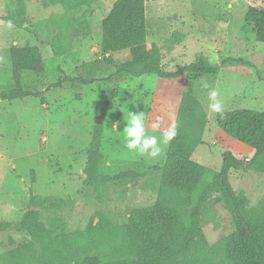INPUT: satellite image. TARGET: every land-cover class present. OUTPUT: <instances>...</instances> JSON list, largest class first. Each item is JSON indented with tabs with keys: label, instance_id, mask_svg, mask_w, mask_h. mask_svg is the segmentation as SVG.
I'll return each mask as SVG.
<instances>
[{
	"label": "rangeland",
	"instance_id": "obj_1",
	"mask_svg": "<svg viewBox=\"0 0 264 264\" xmlns=\"http://www.w3.org/2000/svg\"><path fill=\"white\" fill-rule=\"evenodd\" d=\"M114 1L90 0L76 7L67 0H0V91L12 86L11 47L36 46L44 59L43 73H22L23 89L39 95L0 100L4 104L0 105V264H37L46 259L44 242L34 239L21 224L33 209L40 212L50 234L57 235L84 230L96 222L97 212L121 224L132 211L159 200L161 172L153 166L164 165L168 146L155 160L130 152L124 143L125 119L129 111L143 112L149 133L157 116L162 117L161 130L176 123L186 79L155 74L133 78L116 71L127 61L107 58L100 46V23ZM249 6L264 10V0L145 2L147 44L155 42L161 48L166 70H177L199 55L212 64L227 56L251 63L226 66L212 77L213 82L209 79V88L201 85V79L193 82L199 95L194 98L204 101L199 102L204 130L202 144L191 157L217 171L224 152L249 161L254 150L219 131L216 113L208 108L204 95L215 89L223 110H264V42L257 41L245 23ZM70 19L71 26L83 29L81 34L62 26ZM55 40H59L57 46ZM58 48L63 52H54ZM110 54L131 57L128 49ZM99 57L110 65L99 77L98 87L64 80L54 85L66 74H77L75 67L80 63ZM112 72L111 80L104 79ZM41 100L47 101V109ZM196 116L188 122L200 123L202 119ZM96 124L102 134L99 170L109 177L97 187L86 181L88 147ZM229 180L236 192L244 194L249 208L259 203L264 206V172L243 166L231 169ZM32 195L37 196L34 203L30 202ZM231 231L230 214L213 194L200 209L195 245L181 264H232L225 242Z\"/></svg>",
	"mask_w": 264,
	"mask_h": 264
},
{
	"label": "trees",
	"instance_id": "obj_2",
	"mask_svg": "<svg viewBox=\"0 0 264 264\" xmlns=\"http://www.w3.org/2000/svg\"><path fill=\"white\" fill-rule=\"evenodd\" d=\"M89 1L67 0V4L80 7ZM146 1L115 0L101 20L100 46L107 58L110 53L125 49L131 53L130 60L116 70L118 73L133 77L155 74L159 78L171 79L184 76L191 81L203 75L214 76L226 65L251 66L242 57L227 56L219 65H215L206 56L199 55L193 62L177 70H166L162 64L161 48L155 42L149 46L147 44ZM244 19L255 39L264 42V10L249 6ZM61 24L65 28H73L77 34L83 31L82 28L71 26V19ZM57 42L59 40H55L53 45L57 46ZM58 51L63 52L60 48L54 49V52ZM9 56L12 86L0 91V100L11 101L39 95L40 92L23 89L22 73L44 72L40 49L30 45L13 46ZM105 65L104 60L86 62L77 68V74L59 78L54 85H61L63 80L91 84L98 80L96 71L103 73ZM114 74L112 72L111 75ZM180 101L176 120L178 134L168 145L164 165L153 166L154 170L161 172L157 203L132 211L121 224L114 223L105 213L97 212L96 222H90L84 230L57 235L50 234L40 220V212L33 209L31 216L22 219L21 224L34 239L44 242L47 257L37 264H181L188 259L195 245L200 209L213 194L216 202H220L230 214L232 231L225 235V242L231 263L264 264V206L259 203L249 208L244 194L236 192L229 180L230 170H238L243 166L264 172V110L235 108L223 110V118L219 113L215 115L217 126L227 137L254 150L249 161L224 152L221 169L217 171L191 157L194 149L203 141L204 112L199 100L184 93ZM196 115L202 119L200 123L188 122ZM101 138V126L96 124L86 160V181L96 187L109 178L99 170L103 155ZM36 197L32 195L30 202L34 203Z\"/></svg>",
	"mask_w": 264,
	"mask_h": 264
},
{
	"label": "clouds",
	"instance_id": "obj_3",
	"mask_svg": "<svg viewBox=\"0 0 264 264\" xmlns=\"http://www.w3.org/2000/svg\"><path fill=\"white\" fill-rule=\"evenodd\" d=\"M204 88H209L205 80H201ZM219 93L212 89L208 93L210 103L208 108L213 113L221 114L223 118V103L218 98ZM126 126L123 128L125 147L135 155L146 159L155 160L164 154L166 146L177 136L178 125L172 123L161 130L162 117L157 116L151 124L152 133L159 132V135L149 133L147 122L143 112L129 111ZM118 128V124L115 125Z\"/></svg>",
	"mask_w": 264,
	"mask_h": 264
},
{
	"label": "crops",
	"instance_id": "obj_4",
	"mask_svg": "<svg viewBox=\"0 0 264 264\" xmlns=\"http://www.w3.org/2000/svg\"><path fill=\"white\" fill-rule=\"evenodd\" d=\"M107 56V55H106ZM110 57H112L113 56V58L117 61V62H119L120 60H121V62H125V61H129L130 60V54H123V58H120L119 56H114V54H110L109 55ZM127 56V57H126ZM101 57H99V59H97V60H101L100 59ZM94 61H96V60H94ZM86 62H91V61H85V62H82V63H80L79 65H77L76 67H75V70L77 71V68L79 67V66H81L82 64H84V63H86ZM220 64V62H218V63H215V65H219ZM110 65V64H109ZM109 65H105V68H104V72L107 70V68L106 67H109ZM113 65V64H112ZM226 66H229V65H226ZM226 66H223V67H221L220 68V70H219V73H217L215 76H217V75H219L224 69H225V67ZM101 74L102 73H99L98 71H96V73H95V77L98 79V80H96V81H94V82H92L91 84H96L97 85V87L99 86V83H100V78L99 77H101ZM112 73H110V74H108L107 76H106V78H104V79H112L111 77H113L114 75H111ZM67 75V74H66ZM65 75V76H66ZM142 76V75H141ZM215 76H211V75H203V76H201V77H198L197 79H194V80H191V81H188L187 79H186V77H184L185 79H186V82H185V85H184V87H183V89H181L182 90V95L184 94V93H189V94H191L193 97H199V95L193 90V85L195 84H193V82H195V81H197L198 79H203V80H205L206 82H208V83H210L211 81L213 82L214 80H215V78H212V77H215ZM140 77V76H139ZM118 78V77H117ZM134 78V77H133ZM126 79V80H125ZM209 79H210V82H209ZM121 80L122 81H128L129 80V78H127V77H121ZM108 96L110 95V93L109 94H107ZM106 95V96H107ZM204 96H206L207 97V101L209 100L208 99V95L206 94V95H204ZM197 100H199V102L200 103H204V101L203 100H201V99H197ZM7 101V100H6ZM13 101V100H12ZM209 103H210V101H209ZM3 104V101H0V105H2ZM41 104H42V107H44L45 109H47L48 108V105H47V101H43L42 102V100H41ZM4 105V104H3ZM209 110L207 111V113H208V115H207V117L209 116ZM217 114V113H216ZM95 118V117H94ZM118 123H116V124H113L112 125V127L114 128V129H116V127H115V125H117ZM219 131H221V130H219ZM222 132V131H221ZM223 133V132H222ZM231 139V138H230ZM193 159V158H192ZM194 160V159H193ZM194 161H196V160H194ZM197 162V161H196ZM199 163V162H198ZM22 182H23V184H24V180H22Z\"/></svg>",
	"mask_w": 264,
	"mask_h": 264
}]
</instances>
